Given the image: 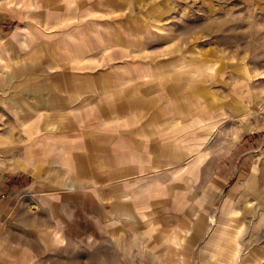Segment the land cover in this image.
Returning a JSON list of instances; mask_svg holds the SVG:
<instances>
[{
    "label": "rangeland",
    "instance_id": "rangeland-1",
    "mask_svg": "<svg viewBox=\"0 0 264 264\" xmlns=\"http://www.w3.org/2000/svg\"><path fill=\"white\" fill-rule=\"evenodd\" d=\"M252 164L264 0H0V264H264L193 212Z\"/></svg>",
    "mask_w": 264,
    "mask_h": 264
},
{
    "label": "crops",
    "instance_id": "crops-1",
    "mask_svg": "<svg viewBox=\"0 0 264 264\" xmlns=\"http://www.w3.org/2000/svg\"><path fill=\"white\" fill-rule=\"evenodd\" d=\"M40 85H33L26 81L21 84L20 93L25 98L29 93H35L37 97L41 96ZM238 182H242L240 185ZM207 207L197 211L196 213H208L210 217L205 222L202 229L208 231L205 245L207 252H220L218 247L222 242L225 248L222 253L229 255L238 252L240 245V237L247 235L246 230H264V178H258L255 172V164H252V169L243 176V180H238L229 185L225 191L215 190ZM243 231V233H242ZM235 245V247H234ZM238 246V248H237ZM0 243V261L7 260L5 257L7 249H2ZM212 247H215L214 250ZM206 260H230L229 258H206ZM264 260V258H259Z\"/></svg>",
    "mask_w": 264,
    "mask_h": 264
}]
</instances>
